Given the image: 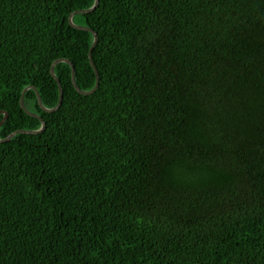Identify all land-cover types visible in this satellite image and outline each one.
<instances>
[{"label":"trees","instance_id":"16d2710c","mask_svg":"<svg viewBox=\"0 0 264 264\" xmlns=\"http://www.w3.org/2000/svg\"><path fill=\"white\" fill-rule=\"evenodd\" d=\"M99 1L97 91L0 142V264H264V0ZM95 3L0 0L1 139L95 88Z\"/></svg>","mask_w":264,"mask_h":264},{"label":"water","instance_id":"95a60500","mask_svg":"<svg viewBox=\"0 0 264 264\" xmlns=\"http://www.w3.org/2000/svg\"><path fill=\"white\" fill-rule=\"evenodd\" d=\"M100 5V1L99 0H96V3L94 5L93 8L89 9V10H80V11H76L74 12L71 16H70V24L71 26H73L74 28L78 29V30H83V31H89L91 33H93L95 35V42H94V45L92 46L91 50H90V53H89V58L91 60V64L97 74V84L95 86V88L92 90V91H83L80 89V87L78 86L77 84V80H76V69H75V66L73 65V63L68 60V59H59L57 61L54 62V64L52 65V68H51V73L53 75V77L56 79V81L58 82L59 84V88H60V101H59V104L56 108L54 109H47L44 104H43V101H42V98H41V95L40 93L38 92V89L35 87V86H30L28 88L25 89V91L23 92V96H22V99H21V106L22 108L30 115L34 116V117H38L41 119L42 123H43V126L40 130H37V131H28V130H20V131H16L14 133H12L11 135H9L6 139H1L0 138V142L1 143H7V142H10L15 136L19 135V134H28V135H39V134H42L43 132H45L46 130V123L45 121L38 115H35L33 113H31L29 110H27L26 108V105H25V95L26 93L29 91V90H32L34 89L36 92H37V96H38V99H39V103H40V106L42 107V109L47 112V113H54L56 112L57 110L60 109L62 103H63V100H64V90H63V86L61 84V81L60 79L57 77V74H56V66L60 63H67L69 65L72 66V77H73V84L75 86V88L77 89V91L83 95H91L93 93H95L97 91V89L99 88L100 86V76H99V72H98V69L93 61V51L94 49L96 48V46L98 45V42H99V38H98V34L93 31L92 29L88 28V27H84V26H80V25H77L75 24L74 22V18L79 15V14H89V13H92L94 12ZM0 114H4L5 117H4V120L1 122L0 124V129L2 128V126L6 123V121L8 120L9 118V113L5 112V111H0Z\"/></svg>","mask_w":264,"mask_h":264}]
</instances>
